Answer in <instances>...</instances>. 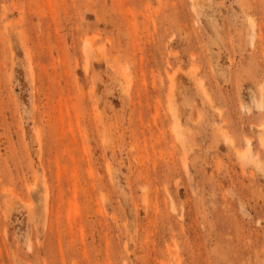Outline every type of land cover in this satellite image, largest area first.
<instances>
[{"label":"rangeland","instance_id":"1","mask_svg":"<svg viewBox=\"0 0 264 264\" xmlns=\"http://www.w3.org/2000/svg\"><path fill=\"white\" fill-rule=\"evenodd\" d=\"M262 125L264 0H0V264H264Z\"/></svg>","mask_w":264,"mask_h":264},{"label":"bare ground","instance_id":"2","mask_svg":"<svg viewBox=\"0 0 264 264\" xmlns=\"http://www.w3.org/2000/svg\"><path fill=\"white\" fill-rule=\"evenodd\" d=\"M251 22H252V21L250 20V23H249V24H251ZM252 23L254 24V22H252ZM253 24H252V25H253ZM86 40H87V39H86ZM88 44H89V43H88ZM171 80H172V77L170 78V81H171ZM170 89H171V88H170ZM170 91H171V90H170ZM262 126H263L262 128H263V130H264V125H262ZM263 146H264V143H263Z\"/></svg>","mask_w":264,"mask_h":264}]
</instances>
